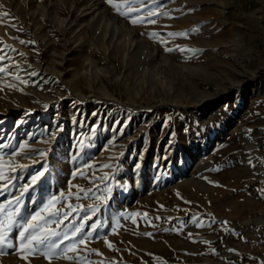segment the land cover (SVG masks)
<instances>
[{"label": "rangeland", "instance_id": "rangeland-1", "mask_svg": "<svg viewBox=\"0 0 264 264\" xmlns=\"http://www.w3.org/2000/svg\"><path fill=\"white\" fill-rule=\"evenodd\" d=\"M113 2L165 14L0 0V204L23 222L58 197L77 208L61 236L98 226L71 260L26 246L0 264H264V2Z\"/></svg>", "mask_w": 264, "mask_h": 264}, {"label": "snow or ice", "instance_id": "snow-or-ice-1", "mask_svg": "<svg viewBox=\"0 0 264 264\" xmlns=\"http://www.w3.org/2000/svg\"><path fill=\"white\" fill-rule=\"evenodd\" d=\"M106 3L111 5L114 9V11L117 12V14L128 18L130 20V23L133 25L136 24H155L157 21L155 19H150V17H155L159 15H164L165 13H161L158 10H151L147 12L146 16H133L131 11H125L122 10V8H131V4H125L123 6L116 4L113 2V0H106ZM9 14L7 12L0 13V21L8 18ZM14 19V18H13ZM14 27V25H13ZM169 36L175 37V36H184L187 35L186 33H168ZM152 37H158V33H151ZM20 43H26L25 41H19ZM162 43H167V41L161 39ZM0 43H3L0 41ZM27 43H35L34 41L27 42ZM4 47H7L5 45ZM172 48H168L167 51H172ZM181 51H195L191 49H179ZM12 51H15V49H12ZM0 52H3V49L0 48ZM19 55H23L22 53H19ZM6 59V55H0V74L4 75H11L7 71L8 66L3 64V61ZM15 79L19 83H23L25 85L28 84V81L23 80L19 77L17 74L15 76ZM9 88L16 87L15 84H7L5 85ZM19 90V89H17ZM21 148L24 147V145H20ZM105 167H109L108 165H105ZM0 168H2V165H0ZM14 171V169H13ZM83 175V173H80ZM44 173L41 172L31 178L32 183L34 184L37 180L40 179L41 176H43ZM76 173H73V176H75ZM5 179V176L3 175L2 170H0V180ZM5 188L7 185L4 186ZM28 187L25 186L23 189V192H27ZM23 192L21 195H23ZM64 194L61 193V197H63ZM77 198H79L77 196ZM16 201V204H20V197L14 198ZM58 197H52L45 205L44 207L36 212L34 215H32L28 220H25L23 222H20L17 218L19 217L20 209L19 207H16L14 211H7L4 204H0V253L4 251L5 248H10L13 251H18L20 248L28 247L29 250L34 255H43L46 259L51 261L54 258H60L63 257L64 259H73V257L69 256H63L64 252L72 251L76 252V244H85L89 237H91L92 232L96 231L98 226L96 224H93L91 226L92 231L86 233L79 239L77 237L82 233L83 231V224H81L78 227H74L71 234L64 233L63 236H61V233L56 231L54 228H51L50 225L55 224L57 228L60 227L64 223L65 220L68 219V216H70L73 212L77 211V208L72 207L70 204L67 205L68 208H70V211L64 212L63 208L57 209L56 203L58 201ZM12 201H9L8 204L11 205ZM63 212V216L60 219H53L54 217L60 216V214ZM46 213L47 215H44ZM95 213V209H93V214ZM132 216H135L136 214H131ZM146 215V214H145ZM82 219H90V217H83ZM159 219V217L157 218ZM133 223H135V220H133ZM18 229V233L13 236V230ZM115 231V228L113 229ZM56 237H59V239H54ZM66 240H75V244H69L66 247H61V245L64 244V241ZM105 243L107 246L112 249L113 245L109 243L105 238ZM17 244L19 247H17ZM99 255L100 253L97 252ZM26 258V257H23Z\"/></svg>", "mask_w": 264, "mask_h": 264}, {"label": "crops", "instance_id": "crops-1", "mask_svg": "<svg viewBox=\"0 0 264 264\" xmlns=\"http://www.w3.org/2000/svg\"><path fill=\"white\" fill-rule=\"evenodd\" d=\"M261 1H263V2H264V0H261Z\"/></svg>", "mask_w": 264, "mask_h": 264}]
</instances>
